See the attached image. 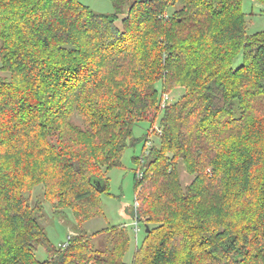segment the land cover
<instances>
[{
    "label": "trees",
    "instance_id": "obj_1",
    "mask_svg": "<svg viewBox=\"0 0 264 264\" xmlns=\"http://www.w3.org/2000/svg\"><path fill=\"white\" fill-rule=\"evenodd\" d=\"M129 1L117 24L79 0H0V264H126V224H82L141 120L160 142L135 175L131 264H264V30L248 34L243 0ZM38 185L80 225L58 247Z\"/></svg>",
    "mask_w": 264,
    "mask_h": 264
},
{
    "label": "rangeland",
    "instance_id": "obj_2",
    "mask_svg": "<svg viewBox=\"0 0 264 264\" xmlns=\"http://www.w3.org/2000/svg\"><path fill=\"white\" fill-rule=\"evenodd\" d=\"M79 1L90 7L93 11L101 15L109 16V18L117 14V24H120L122 18L128 14L130 4L129 0L122 1L120 2L121 10L116 11L113 0ZM242 8L246 14L248 34L263 31L264 3L259 0H243ZM242 60V56L238 57L234 65H240ZM0 75L9 77L10 73L0 71ZM158 88L161 90L160 84H158ZM182 90V88H177L174 91L165 92L164 94H167L170 97L169 99L173 100L182 93ZM160 121L161 117H158L154 123L156 130L160 127ZM151 128L152 122L148 120H141L135 123L133 126L134 143L129 144L125 149L122 155L121 165L113 167L106 173L108 177V188L100 194L103 215L92 218L82 224V227L89 234L100 231L109 225L126 224L131 238L129 250L123 258L126 264H131L136 247L142 242L145 235L144 226L135 219L138 206V201L135 200V175L137 170L146 162V158L143 156L148 153L150 147L158 145L160 142L156 133L152 134L151 141L149 140L147 142L145 140V136L151 131ZM139 171V177H141L142 172ZM180 173L184 186L193 179V176L189 175L183 166L180 167ZM26 196L30 199L32 206H36L38 203L43 204L40 223L46 229L48 238L55 246L58 247L67 242L71 235L79 231L80 225L73 215L72 209H65L60 212L55 211L50 202L46 200L42 185H38L32 191L27 192ZM109 241L108 235L97 236L94 239V245L96 247H107L111 245ZM36 256L40 260H44L47 257L46 251L42 246L38 247Z\"/></svg>",
    "mask_w": 264,
    "mask_h": 264
},
{
    "label": "water",
    "instance_id": "obj_3",
    "mask_svg": "<svg viewBox=\"0 0 264 264\" xmlns=\"http://www.w3.org/2000/svg\"><path fill=\"white\" fill-rule=\"evenodd\" d=\"M113 20H114V18H113V17H110V21L113 22ZM93 181H94L95 185H96L99 189H102V188L104 187V183H103L100 179H96V178H94ZM147 230H149V229L147 228Z\"/></svg>",
    "mask_w": 264,
    "mask_h": 264
},
{
    "label": "built area",
    "instance_id": "obj_4",
    "mask_svg": "<svg viewBox=\"0 0 264 264\" xmlns=\"http://www.w3.org/2000/svg\"><path fill=\"white\" fill-rule=\"evenodd\" d=\"M168 100H169V96L167 94H164L163 98H162V103H161L162 107H164L166 105Z\"/></svg>",
    "mask_w": 264,
    "mask_h": 264
}]
</instances>
